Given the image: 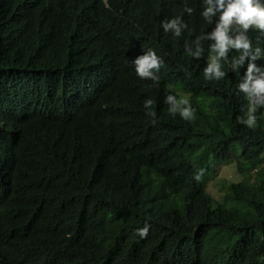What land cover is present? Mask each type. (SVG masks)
I'll return each mask as SVG.
<instances>
[{
	"label": "trees",
	"instance_id": "trees-1",
	"mask_svg": "<svg viewBox=\"0 0 264 264\" xmlns=\"http://www.w3.org/2000/svg\"><path fill=\"white\" fill-rule=\"evenodd\" d=\"M202 7V0H0V158L14 170V198L34 237L57 264H96L105 259L96 246L129 243L172 264L184 255L216 264L215 247L230 246L251 206L264 204V111L257 109L254 128L237 123L246 118L247 99L236 89L244 67L237 73L222 62L225 77L205 81L212 41L201 40L199 57L188 54L213 27ZM176 16L186 24L179 37L160 27ZM248 36L264 49L257 30ZM87 40L122 64L98 70ZM148 48L164 62L154 82L124 69ZM236 54L230 50L229 61ZM57 70L70 83L51 91L70 96L79 121L72 106L50 97ZM168 94L189 97L191 121L167 112ZM145 98L154 101V118ZM221 160L234 161L242 178L218 201L205 185ZM4 205L7 196L0 220Z\"/></svg>",
	"mask_w": 264,
	"mask_h": 264
},
{
	"label": "clouds",
	"instance_id": "clouds-1",
	"mask_svg": "<svg viewBox=\"0 0 264 264\" xmlns=\"http://www.w3.org/2000/svg\"><path fill=\"white\" fill-rule=\"evenodd\" d=\"M202 4L200 16L206 24H212L213 27L211 31L201 32L195 38V50L188 54L199 57L204 51L201 40L212 41L208 46L209 55L202 70L205 81H219L225 77L222 62L229 65L231 71L237 73L241 67H244L243 76L239 79L236 89L247 99L246 118L237 116L236 122L250 129L254 128L257 123V109L264 110V64L256 62L264 59V49L253 46L248 30L255 29L264 36V0H202ZM184 11L191 14L193 9L185 5ZM160 27L165 33L171 32L173 36L179 37L186 24L180 16H176L161 20ZM230 50H235L237 54L229 61ZM85 52L98 60L97 69L100 71L103 68L114 71L118 65L122 64L121 59L117 57L106 59L101 46L93 40L86 41ZM163 63L162 58L148 48L132 59V67L127 64L124 69L130 75L136 74L140 79L148 78L154 82L158 79L156 73L159 72ZM80 74L78 72V75ZM188 75L191 74L188 73ZM56 82L66 84L70 83V79L64 80L63 71L57 70L48 91L52 99L72 106L79 121L81 117L79 106L69 103L70 96H58L52 93V85ZM165 100L168 102L167 112L170 115L178 114L185 121H191L194 118L196 110L187 95L168 94ZM153 104L154 101L151 98L143 100L142 107L146 116L150 118L156 116ZM151 122L155 123V119ZM55 144L57 149L61 150L62 144ZM11 154L12 149L7 153V158ZM202 171L200 169L194 173L197 181ZM238 181L231 179L228 185ZM225 187L227 189V184ZM14 188V170L9 169L6 161L0 158V201L6 196L10 200V205H4L0 220V264H57L53 254L34 237L29 216L22 214L20 205L15 201ZM147 228L146 224L144 228L138 230L140 237L146 235ZM215 250L217 259H220L216 260V264H264V204L256 202L251 206L246 220L238 226V234L231 245L215 247ZM92 251L95 255L105 251V259L95 260L96 264H172L161 258H149L138 254L133 243L111 247L96 246ZM111 252L114 254V259L108 258ZM181 264H198V262L191 255H184L181 258Z\"/></svg>",
	"mask_w": 264,
	"mask_h": 264
},
{
	"label": "rangeland",
	"instance_id": "rangeland-1",
	"mask_svg": "<svg viewBox=\"0 0 264 264\" xmlns=\"http://www.w3.org/2000/svg\"><path fill=\"white\" fill-rule=\"evenodd\" d=\"M231 179H241L240 174L236 171L234 161H218L211 177L206 182V190L211 196L222 201L227 193L225 184L228 185V181Z\"/></svg>",
	"mask_w": 264,
	"mask_h": 264
}]
</instances>
